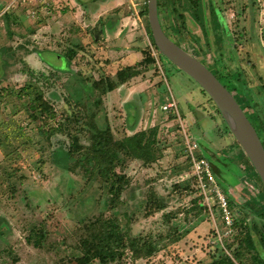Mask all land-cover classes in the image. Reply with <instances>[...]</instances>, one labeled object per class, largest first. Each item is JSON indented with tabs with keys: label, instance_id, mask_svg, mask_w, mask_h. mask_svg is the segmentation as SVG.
<instances>
[{
	"label": "rangeland",
	"instance_id": "obj_1",
	"mask_svg": "<svg viewBox=\"0 0 264 264\" xmlns=\"http://www.w3.org/2000/svg\"><path fill=\"white\" fill-rule=\"evenodd\" d=\"M183 1L200 8L204 26L181 0H162L164 27L220 77L264 141V0ZM135 2L141 9L145 0ZM38 6L18 2L9 12ZM136 19L138 41H46V33L36 41L38 23L31 19L18 24L21 32L12 41H0V264H83L76 248L82 219L100 215L118 219L108 237L120 241L123 264H212L226 254L246 264L235 258L245 226L263 250L264 218L257 210L264 204L262 186L244 150L211 97L152 45L144 18ZM126 67L138 74L125 89L102 95L93 88ZM40 94L56 114L47 122L46 114L40 121L29 109ZM92 124L109 127L115 140L158 127L163 156L150 166L126 160L122 170L131 182L124 203L113 210L99 179L88 180L80 167L72 170V160L57 155L68 151L72 136L87 145ZM59 125L63 129L50 136L40 133V126L48 131ZM191 140L198 143L196 157L211 165L213 183L198 179L186 145ZM214 185L232 204L231 224L212 194ZM153 194L164 199L165 209L145 210ZM154 235L163 237L160 250L141 257L135 237Z\"/></svg>",
	"mask_w": 264,
	"mask_h": 264
},
{
	"label": "trees",
	"instance_id": "obj_2",
	"mask_svg": "<svg viewBox=\"0 0 264 264\" xmlns=\"http://www.w3.org/2000/svg\"><path fill=\"white\" fill-rule=\"evenodd\" d=\"M199 3L200 1L196 2L195 5L197 6V4ZM180 6L184 8V10L190 12V14L197 21H199L202 26H204L203 13L200 8L195 9L192 7V5L189 4V2L185 3L183 0H181ZM163 8L164 3L162 2V0H158V13L164 31L171 39L182 46L181 41L179 39L177 40L173 38V36H171L164 27L162 20ZM141 15L144 18V21L148 28L151 43L156 47V49H158L149 25L147 0H145L142 6ZM9 16V13L5 15V18L8 22ZM144 54H146V59H148L150 63H154L155 59L152 57L150 51L145 50ZM137 74V70H134L132 67H126L122 70H118L116 75L114 76H109L99 81H95L93 84V88L104 95L114 91L119 86L126 84L128 81L137 76ZM217 78L224 84L220 77L217 76ZM227 79L229 80V78ZM25 88L27 90V93L30 94L31 91L29 90V87L26 86ZM201 90L206 93L202 88ZM29 104V109H31V115L33 118H37L42 121V116L45 117L46 114L45 122H47L56 116L53 108L47 105V102L43 98L42 94H40L36 98H32ZM246 114L247 116L249 115L248 113ZM253 115L257 118L255 120L258 121L257 114L253 113ZM259 124L260 123L257 122V126ZM92 126L95 128V131L92 132L90 136H88L89 143L87 145L82 144L79 137L75 135L72 136V142L68 151L57 155L58 157L61 156V158H63V162L72 160L73 165L70 166L72 170L80 167L84 176L88 177V180L99 179L100 182L108 189L110 195L108 207L113 210L120 204L124 203L121 199V196L131 182V178L122 170V167L125 165L126 160L132 158L142 161L146 166H150L163 156L162 149L159 147L158 127L156 126L150 129L140 130L132 135L125 136L120 140H115L113 137V133L111 132L109 127L106 129H99L93 124ZM255 128L257 130L256 126ZM62 129V125H59L58 127H55L53 129H48V131H46L45 129H41V126L39 127L40 133L47 134L48 136ZM262 142L264 144L263 140ZM242 155L246 158V165L248 169L250 170L252 175L260 182L262 187L260 188L259 195L261 198H264V185L261 181L260 176L256 172L247 155L245 153H242ZM118 168L119 170H117ZM176 187L178 186L176 185ZM231 206L232 204H230V208ZM166 207L167 205L164 199H161L160 197H157V195L153 194L151 195V201L147 202L145 210L148 211L149 209L152 210L156 208L158 211H160L165 209ZM200 207H202V205H200ZM257 210H262V212H260V216L264 218V204L259 206ZM117 220V217L113 215L109 217L100 215L88 221L86 219H82V221L84 222V235L79 239L76 248L81 251L80 257L83 264H94L96 261L100 264H123V255L121 249L119 248L120 241L117 240L111 243V240L108 237L109 229L117 224ZM238 225H240V223L236 222V226ZM244 228L246 230V237L240 240L235 251V258L237 257V259H240L242 263L246 261V264H249L251 260L253 264H264V232H261L260 229H258L261 235L259 242L261 248L263 249L260 250L256 244L253 233L247 226H245ZM36 236L37 238L34 240V244L35 246L40 247L42 246L41 243L44 238V234L41 231L37 233ZM32 238L33 237L31 235V237H29V240L31 241ZM162 238L163 237L159 236V240H157L156 235L150 237H135L134 242L138 248L140 256L148 259L158 253V251L160 250L159 242L162 241ZM177 239H180V237H175V240ZM248 253H252L250 259H246V254ZM212 264H237V262L232 257V254H226L220 259L214 261Z\"/></svg>",
	"mask_w": 264,
	"mask_h": 264
},
{
	"label": "crops",
	"instance_id": "obj_3",
	"mask_svg": "<svg viewBox=\"0 0 264 264\" xmlns=\"http://www.w3.org/2000/svg\"><path fill=\"white\" fill-rule=\"evenodd\" d=\"M18 2L39 6L27 13L9 12ZM141 9L135 0H0V41L5 37L12 41L21 32L18 24L27 25L29 19L38 23L36 41H138L136 17L142 16ZM41 33L46 35L41 37ZM126 84L118 89H125Z\"/></svg>",
	"mask_w": 264,
	"mask_h": 264
},
{
	"label": "water",
	"instance_id": "obj_4",
	"mask_svg": "<svg viewBox=\"0 0 264 264\" xmlns=\"http://www.w3.org/2000/svg\"><path fill=\"white\" fill-rule=\"evenodd\" d=\"M147 4L149 25L156 46L211 97L264 185V144L246 112L233 93L202 61L166 34L159 18L158 0H147Z\"/></svg>",
	"mask_w": 264,
	"mask_h": 264
},
{
	"label": "built area",
	"instance_id": "obj_5",
	"mask_svg": "<svg viewBox=\"0 0 264 264\" xmlns=\"http://www.w3.org/2000/svg\"><path fill=\"white\" fill-rule=\"evenodd\" d=\"M168 106H173V104L171 103ZM167 106V107H168ZM188 136L186 137L187 141L188 140ZM187 148H188V152H189V158L193 161L194 164V169L197 173L198 179L200 180V182L202 183L203 180H207L211 183H213V175L211 172V165L209 164L208 161H206L205 159L201 158L198 159L196 157V151L198 150V143H196L195 141H190L186 143ZM212 194L217 198L218 203L223 211V213L225 214L227 223H230V207L228 205V201L226 199L225 194L223 193V191L216 185H214L211 189Z\"/></svg>",
	"mask_w": 264,
	"mask_h": 264
}]
</instances>
